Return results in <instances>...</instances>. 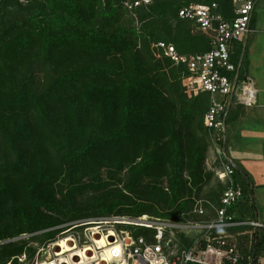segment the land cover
Instances as JSON below:
<instances>
[{"label":"trees","instance_id":"obj_1","mask_svg":"<svg viewBox=\"0 0 264 264\" xmlns=\"http://www.w3.org/2000/svg\"><path fill=\"white\" fill-rule=\"evenodd\" d=\"M136 1L0 0V264H33L34 245L74 221L132 215L186 224L196 215L217 170H207L210 95L188 94V67L155 46L205 54L211 39L179 12L217 5L232 21L236 6L152 0L130 9ZM241 44L233 51L240 79ZM255 243L264 254V230Z\"/></svg>","mask_w":264,"mask_h":264},{"label":"built area","instance_id":"obj_2","mask_svg":"<svg viewBox=\"0 0 264 264\" xmlns=\"http://www.w3.org/2000/svg\"><path fill=\"white\" fill-rule=\"evenodd\" d=\"M233 1L236 18L232 21L215 13L217 5L179 12L180 19L194 22L198 30L211 39L209 52L188 57L165 43L155 46L175 64L188 67L191 93L210 95L206 127L215 156L214 165H217L216 176L226 186L220 207L208 203L212 207L208 208L199 201L194 211L199 223L180 224L147 216L74 221L60 227L70 234L66 238L73 240L68 243L73 251L64 254L59 240L40 249L33 264H264V254L254 252L256 234L264 230V224L237 216L236 208L245 193L235 180L237 170L226 151V121L231 108L250 109L257 105L255 83L248 77L240 79L241 68L233 61V51L251 32L258 0ZM152 3V0H137L130 2L129 8L148 7ZM138 229L147 230L146 235H137ZM196 230L199 235L189 237L187 232ZM180 236L192 240L191 247H185ZM102 239L107 240L106 245L99 243ZM75 248L83 250L85 259L78 256ZM25 259L21 258L20 262L24 263Z\"/></svg>","mask_w":264,"mask_h":264},{"label":"rangeland","instance_id":"obj_3","mask_svg":"<svg viewBox=\"0 0 264 264\" xmlns=\"http://www.w3.org/2000/svg\"><path fill=\"white\" fill-rule=\"evenodd\" d=\"M255 24L253 25V30L250 36L245 37L242 41L241 46L244 47V53H246V60L243 65V76H247L252 79L257 85L258 88L261 89L264 87V0H258L256 7V15H255ZM249 38V39H248ZM239 46L236 47V50ZM251 62V66L249 63ZM188 94H191L188 88ZM264 101V94L261 93L259 95V102L262 103ZM235 112V111H234ZM232 113L231 120L229 121V133H228V152L231 159L239 162L240 169H237V180L241 182H245L247 185H242L244 188V199L236 208L237 216L239 218L242 217V214L245 216L247 220L260 219L262 223H264V143H261L262 149L260 148L259 142H264V131L263 128L260 130L256 129L255 126L251 122L238 123L236 125L237 129H241V132L233 135L232 139V118L235 113ZM263 134V135H262ZM241 148V152L245 154H249L250 157L247 158V161H239L243 159H237L235 156V148ZM262 151V154H261ZM227 152V154H228ZM212 154L211 149L209 148L208 157ZM229 158V157H228ZM245 162V163H244ZM209 160L207 161V170L211 173L212 168L210 167ZM211 171V172H210ZM118 179H120L121 183L119 187L121 189H125V185L129 182V170L127 169L122 173ZM252 184H251V183ZM163 187H168L167 182L162 183ZM253 186L255 188L253 189ZM226 186L222 184V182L218 179L217 176H213L211 180L207 181V184L204 187L201 198L197 201H203V203L208 208H212L210 204L217 206V201L222 192L225 190ZM246 190V191H245ZM254 194V198L252 195ZM209 196H214V199H210ZM254 199V201H253ZM240 208V209H239ZM130 218H136L134 216H125ZM150 217V216H147ZM153 218V217H150ZM157 219V218H156ZM179 223V222H178ZM188 223H199V217L193 215L191 219L185 221ZM54 231V230H53ZM143 231L142 229H138L136 232ZM72 234V233H71ZM189 237H197L199 235V230L187 232ZM70 236L68 233H61L56 236L54 241L49 243H56L59 240H62ZM25 239L29 237L24 236ZM182 241V244H185ZM35 244L34 247L37 248L36 257L38 256L40 249L45 247L46 245ZM25 262L21 264H30L26 259Z\"/></svg>","mask_w":264,"mask_h":264},{"label":"crops","instance_id":"obj_4","mask_svg":"<svg viewBox=\"0 0 264 264\" xmlns=\"http://www.w3.org/2000/svg\"><path fill=\"white\" fill-rule=\"evenodd\" d=\"M255 15H256V8H255V11H254V14H253V20H252V24H251V32L253 30V25L256 22L255 21ZM251 32H250V34H251ZM250 34L248 36H250ZM240 43H242V42H240ZM249 65L251 66V62L249 63ZM255 87H256V89L258 91V99H257V105H256V107L250 108V109L244 108V107H233V110L231 111V116H232V113L235 111L234 112L235 114H234V116L232 118L233 121L230 124V126H232V128H231L232 129V139H233V135L237 134L238 132H241V129L240 128L239 129L236 128V125H238V123H240V122L241 123L251 122L253 124V126H255V128L257 130L258 129L260 130L261 128H263V131H264V101L262 103L259 102V95L261 93L264 94V87L261 88V89H259L258 88V85L256 83H255ZM228 127H229V125L226 127L227 128V146H226V151L227 152H228V148H229L228 147V133H229ZM261 143H264V142H259L260 148L262 149ZM240 149H241L240 147L239 148H235V156L237 157L238 160L239 159H243V160H239V161H247V158L250 157V155L241 152ZM261 154H262V151H261ZM227 155H229V152H228ZM228 157H229V160L231 161V163L233 164V166L235 167V169L236 170L237 169H240L239 168L240 167L239 162H237L236 160L231 159L230 156H228ZM209 163L211 165L210 166L211 168L215 167V165H214L215 164V156H214V154L209 156ZM236 166H237V168H236ZM216 167H217V165H216ZM235 180L241 185L242 182L240 183L237 180V173H236V176H235ZM254 188H255V186H253V189ZM252 198H254V194L252 195ZM253 201H254V199H253ZM257 220L260 221V219H258V218H257ZM260 222L262 223V221H260Z\"/></svg>","mask_w":264,"mask_h":264},{"label":"bare ground","instance_id":"obj_5","mask_svg":"<svg viewBox=\"0 0 264 264\" xmlns=\"http://www.w3.org/2000/svg\"><path fill=\"white\" fill-rule=\"evenodd\" d=\"M68 243H73V240L71 238H69V237L60 241V247H62L64 254L73 251L71 249V246ZM99 243H101L103 245H106L107 244V240L106 239H102ZM75 250L77 251L78 256H81L82 259H85L86 256H85L83 250H81L79 248H75ZM87 251H89V250H87Z\"/></svg>","mask_w":264,"mask_h":264},{"label":"water","instance_id":"obj_6","mask_svg":"<svg viewBox=\"0 0 264 264\" xmlns=\"http://www.w3.org/2000/svg\"><path fill=\"white\" fill-rule=\"evenodd\" d=\"M236 168H237V166H236ZM113 240V239H112Z\"/></svg>","mask_w":264,"mask_h":264}]
</instances>
